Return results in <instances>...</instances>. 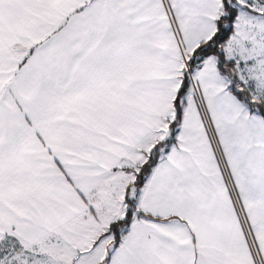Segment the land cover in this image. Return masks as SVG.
<instances>
[{
  "label": "snow or ice",
  "instance_id": "6c2138e0",
  "mask_svg": "<svg viewBox=\"0 0 264 264\" xmlns=\"http://www.w3.org/2000/svg\"><path fill=\"white\" fill-rule=\"evenodd\" d=\"M0 264H264V0H0Z\"/></svg>",
  "mask_w": 264,
  "mask_h": 264
}]
</instances>
